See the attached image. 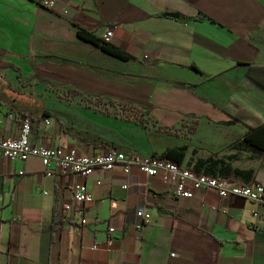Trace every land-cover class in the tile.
I'll use <instances>...</instances> for the list:
<instances>
[{"label": "crops", "instance_id": "0c3cea01", "mask_svg": "<svg viewBox=\"0 0 264 264\" xmlns=\"http://www.w3.org/2000/svg\"><path fill=\"white\" fill-rule=\"evenodd\" d=\"M250 64L264 80V0H55L52 9L0 0V137L18 134L8 102L49 114L31 125L38 145L141 156L185 147L182 167L264 187V157L221 109L234 99L264 119ZM124 106L142 109L148 125L102 112ZM76 183L92 201L63 212ZM192 193L179 197L173 181L135 168L48 176L37 158L0 156V264H264V205Z\"/></svg>", "mask_w": 264, "mask_h": 264}, {"label": "built area", "instance_id": "2783aa9c", "mask_svg": "<svg viewBox=\"0 0 264 264\" xmlns=\"http://www.w3.org/2000/svg\"><path fill=\"white\" fill-rule=\"evenodd\" d=\"M31 1L45 9H52L55 6V0ZM112 35V29H108L102 38L105 42H109ZM7 116L18 123V134L15 137H0V156L11 161L22 162L29 158H37L48 176L77 175L86 178L96 170L111 171L118 167L125 170L135 168L149 177L163 176L173 181L175 194L179 197L192 198V190L210 189L221 198L238 197L251 203L264 205V187L259 183H232L219 176L196 173L191 168L182 167L158 156H141L116 149L84 154L75 148H51L38 145L30 141L32 123L29 119H23L12 111H9ZM187 186L189 189H186ZM70 194L71 201L62 205L63 212L79 213L80 211L75 209V204H87L93 198L85 183L73 184L70 187ZM136 214L143 223H149L150 215L144 209H138ZM81 222L83 223L84 220L82 219ZM113 231V228L109 229V232Z\"/></svg>", "mask_w": 264, "mask_h": 264}, {"label": "trees", "instance_id": "16d2710c", "mask_svg": "<svg viewBox=\"0 0 264 264\" xmlns=\"http://www.w3.org/2000/svg\"><path fill=\"white\" fill-rule=\"evenodd\" d=\"M78 36L86 42L92 43L96 47L102 49L103 51L119 57L123 60H131L133 59L131 56L124 54L122 52H119L117 50L111 49L109 45L105 44L104 42L95 39L90 33L84 31V30H78ZM257 70H262V67L254 66L250 64L248 66L247 74L248 76L253 79L259 86H261L264 89V80H262L256 72ZM262 72V71H261ZM8 105L10 111L18 114L21 116V118L29 119L31 123L46 120L48 119L49 114L48 113H42V114H34L30 113L26 110L17 108L14 104H10L6 102ZM222 111L228 115L231 118L230 123H241L245 125L248 130L247 133L244 135L243 139L241 140V143L245 144L247 147L251 148L258 156H261L262 159L264 157V119L260 117L258 114H256L254 111L246 108L241 102L234 100V99H228L226 103L222 106ZM106 115H112V116H120L125 121L133 122L136 124L147 126L150 122L149 118L145 119L143 118L144 113L142 112V109L137 107H123L120 114H117L115 112H109V111H102ZM155 124V123H154ZM157 131H162L167 134H176L175 129H171L168 127H162L158 126L156 128ZM184 149L185 147L180 148H168L160 155H152V156H158L161 159L173 162L177 165H181L183 159H184ZM196 173H205V172H199V170H194ZM240 176L247 175V178L251 177V173L244 174L241 171L236 172ZM208 174V173H206ZM212 175V174H208ZM215 176V175H213Z\"/></svg>", "mask_w": 264, "mask_h": 264}, {"label": "water", "instance_id": "95a60500", "mask_svg": "<svg viewBox=\"0 0 264 264\" xmlns=\"http://www.w3.org/2000/svg\"><path fill=\"white\" fill-rule=\"evenodd\" d=\"M164 16L176 18V14H172V13H165Z\"/></svg>", "mask_w": 264, "mask_h": 264}, {"label": "rangeland", "instance_id": "374dc122", "mask_svg": "<svg viewBox=\"0 0 264 264\" xmlns=\"http://www.w3.org/2000/svg\"><path fill=\"white\" fill-rule=\"evenodd\" d=\"M183 132V131H182Z\"/></svg>", "mask_w": 264, "mask_h": 264}]
</instances>
